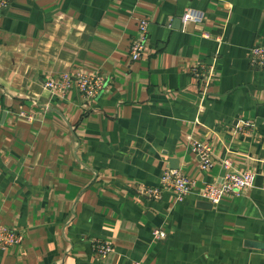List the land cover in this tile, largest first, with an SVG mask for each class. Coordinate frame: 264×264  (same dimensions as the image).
Listing matches in <instances>:
<instances>
[{
	"label": "crops",
	"instance_id": "obj_1",
	"mask_svg": "<svg viewBox=\"0 0 264 264\" xmlns=\"http://www.w3.org/2000/svg\"><path fill=\"white\" fill-rule=\"evenodd\" d=\"M9 1L0 223L24 239L0 247V264H264V66L250 65L264 47V0ZM190 9L203 21L184 22ZM143 18L147 51L133 61ZM78 72L107 76L95 100L45 86ZM192 139L213 145V168H201ZM224 157L255 177L240 197L208 207L195 193L138 194L168 169L197 181L198 193L220 181ZM156 229L166 238L154 239ZM95 241L114 251L97 257Z\"/></svg>",
	"mask_w": 264,
	"mask_h": 264
},
{
	"label": "built area",
	"instance_id": "obj_2",
	"mask_svg": "<svg viewBox=\"0 0 264 264\" xmlns=\"http://www.w3.org/2000/svg\"><path fill=\"white\" fill-rule=\"evenodd\" d=\"M9 0H0V9L9 6ZM204 13L197 9H190L184 15V22L199 23L203 21ZM139 34L130 45V58L133 61L141 59L147 51V43L149 41V20H139ZM205 37H210L204 34ZM250 65L254 68L264 66V47L256 46L251 50ZM201 68H207V63H201L198 67L192 68V73L195 77H200ZM212 68L210 67V70ZM107 83V76L100 73H61L57 77L47 79L45 86L55 92H60L66 96L69 92L76 90L81 94L86 101L95 100L104 90ZM1 115V107H0ZM22 115H25L22 113ZM26 117L32 119L31 115L26 114ZM191 151L200 158V166L203 170H209L214 167L216 162L213 145L209 142L192 139ZM223 175L220 181L206 183L200 192L196 193L197 181L189 178L183 172L173 169L166 170L161 176L158 186L141 185L138 190L140 196H149L154 199H161L164 190L173 191L176 193L179 200H183L189 195L196 194L199 199L207 201L212 205L218 204L226 196L240 197L245 191L253 186L255 177L250 172H241L235 168L232 159L224 157L220 160ZM167 234L156 229L153 232V237L156 240L166 238ZM24 239L23 234L13 228L4 226L0 223V247L8 248L20 244ZM95 254L99 258L106 259L113 251L114 245L107 241H95L93 243ZM133 264H142L140 261H135Z\"/></svg>",
	"mask_w": 264,
	"mask_h": 264
},
{
	"label": "water",
	"instance_id": "obj_3",
	"mask_svg": "<svg viewBox=\"0 0 264 264\" xmlns=\"http://www.w3.org/2000/svg\"><path fill=\"white\" fill-rule=\"evenodd\" d=\"M4 116H5V115H4ZM3 119H4V117H3ZM201 205H202V206H208V207L211 206L210 203H202Z\"/></svg>",
	"mask_w": 264,
	"mask_h": 264
}]
</instances>
